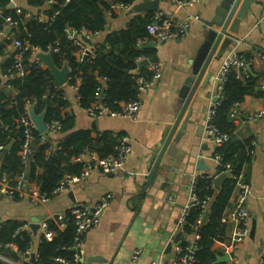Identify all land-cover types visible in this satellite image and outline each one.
Masks as SVG:
<instances>
[{
	"label": "crops",
	"instance_id": "1",
	"mask_svg": "<svg viewBox=\"0 0 264 264\" xmlns=\"http://www.w3.org/2000/svg\"><path fill=\"white\" fill-rule=\"evenodd\" d=\"M10 2L14 5L13 8L24 13L21 23L24 29L38 18L45 19L44 13L51 4L49 2L42 7H34L30 6L28 0ZM218 5V0H200V3L191 8L177 9L170 0H161L160 12L164 16L177 19L197 16L200 22L192 20L186 36L181 39L168 41L160 46L144 42V48L149 45L157 49L156 57L162 68V78L156 86L139 97L140 108L135 120L108 116L92 119L86 111L79 108L76 91L66 87L67 85L62 87L71 104L67 112L76 116L75 128L91 130L93 138L101 132L124 134L131 141L132 151L125 166L116 173L93 172L47 204L33 205L27 198L18 201L0 199V219L25 223L28 227L24 230L32 233V253L29 256L32 257L33 254L36 258L41 239V229L36 235L31 229L33 220H49L69 212L77 203L94 204L104 196L111 195L99 225L84 238L81 263L88 264L91 260L92 263L90 261L89 264H172V254L167 255L165 251L175 233L182 208L189 201L192 179L195 176H213L217 170L213 161L216 145L204 134L203 128L206 113L217 96V76L221 64L231 51H235L241 56L249 55L252 72L258 78V87L262 89L263 96L247 97L235 108L236 116L231 117L236 125V137L241 141L250 140L253 145L251 161L244 166V173L252 190L245 204L249 213L248 236L236 245L238 227L233 221H229L225 238L215 243V250L222 256L232 255L229 264L261 263L264 255V0L257 1L252 9L253 17L242 20L233 33L229 29L236 18V14L234 15L227 29L232 43L225 55L219 61L213 57L189 103L186 104L187 98L181 103L183 89L192 72L195 57L206 41L208 31L221 30L212 24ZM113 13L114 16L108 19L106 32L126 29L133 16H137L129 15V10L122 5L115 6ZM147 14L140 15L144 17ZM21 32L20 27H16L10 35H20ZM104 36V33L94 36L92 45L102 43ZM13 52L5 34L1 35L0 72ZM34 60L38 59L34 57ZM145 68L148 69V66ZM208 75L210 79L206 87L202 88ZM3 94L7 101H14L18 90L5 87ZM185 104L186 112L178 123ZM189 113L191 117L186 123V130L176 142L175 139ZM261 114V117H255ZM177 123L175 134L159 166L169 168L170 172L176 171L175 175L170 181L166 179L148 187L151 161L157 158L156 151L163 149ZM1 160L2 157L0 163ZM200 162L208 170H198ZM71 192L74 194L72 198L69 195ZM169 196L176 200V205L168 202ZM236 196L235 191L226 215L234 210ZM12 249L15 252L14 247ZM135 250H141L142 254L140 260L133 263L131 256ZM2 255L11 262L24 264V256L23 262H16L12 255Z\"/></svg>",
	"mask_w": 264,
	"mask_h": 264
},
{
	"label": "trees",
	"instance_id": "2",
	"mask_svg": "<svg viewBox=\"0 0 264 264\" xmlns=\"http://www.w3.org/2000/svg\"><path fill=\"white\" fill-rule=\"evenodd\" d=\"M144 0H28L30 6L42 7L51 2L45 19H37L24 29L21 26L24 13L17 14L10 0H0V36L7 27V20L11 18L19 22L20 35L17 39L26 40L30 46L41 53H51L54 64L62 68L68 64L70 74L66 87L76 88L77 104L81 110H89L100 100L110 112H120L122 105L138 100V85L136 78L144 76L151 78V73L145 67L139 69L142 60H150L157 56V49L149 46L144 48V42L149 41L148 27L151 24L153 13L133 16L126 29L118 32H106L108 13L118 5L133 6ZM58 13L57 15H55ZM69 31L81 34L83 31L95 35L104 33L102 43L94 46V57L78 60L80 47L68 37ZM148 43V42H146ZM58 48V52L54 49ZM246 60V56L242 55ZM251 64L250 57L247 60ZM28 74L23 78H14L10 69L13 66V56L2 66L0 76V194L2 190H13L17 180L24 177L29 167L30 180L36 189L49 197L57 189L60 182L69 174L78 176L83 169V163H76L74 159L86 153L96 154L99 158H106L116 154L115 134L101 132L92 137L91 130L75 128V114H70V102L65 96L63 88L57 87L50 71L34 57H26ZM251 66V65H250ZM8 75L12 79H5ZM99 79H105V89ZM5 87H14L18 95L14 101H7L3 94ZM258 78L248 73V77L241 79L236 71L232 70L227 76L222 95L223 100L217 108L213 124L221 133L228 136V140L220 147H216L214 156H221L223 163L231 167L232 177L243 175L244 166L251 161L253 154L252 141H241L236 135V125L231 118L232 111L241 105L247 97H262L258 92ZM104 91L103 99L99 96ZM99 98V99H98ZM31 103V106H29ZM29 107H34L36 114L45 111L46 123L52 120L61 122L60 134L41 142L37 131H32L34 137V153L27 163L22 159V148L25 143L24 128L19 126L20 120ZM30 109V108H29ZM28 109V110H29ZM52 144L58 145L60 150H49ZM223 169L217 167L215 175H220ZM213 175V176H215ZM209 176V175H205ZM7 182H3V178ZM214 182L208 178H198L196 191L200 201L208 202L213 199ZM236 180L227 179L220 190L219 196L213 205L205 211L200 206L190 210L187 223L184 227L181 245L189 246L195 235L198 250L194 264H229L217 262L222 254L215 250V243L225 238L227 223L224 221L231 206V199L235 192ZM209 200V201H208ZM70 220L64 228H60L57 216L47 220L49 230L55 234L51 242L43 236L37 249L34 260L27 252L32 246V233L24 230L25 223L14 220L0 219V256L2 253L12 255L16 262L25 257L24 264H58L56 259L63 258L68 262L74 260L75 252L71 250L75 236V227L70 212H66ZM209 222L200 227L199 221L204 216ZM12 245V248L9 247ZM8 259V258H6ZM0 264H7L0 260ZM264 264V255L262 258Z\"/></svg>",
	"mask_w": 264,
	"mask_h": 264
},
{
	"label": "built area",
	"instance_id": "3",
	"mask_svg": "<svg viewBox=\"0 0 264 264\" xmlns=\"http://www.w3.org/2000/svg\"><path fill=\"white\" fill-rule=\"evenodd\" d=\"M172 5H174L177 9H187L191 8L194 5L200 3V0H170ZM125 9L130 10L131 7L123 6ZM17 14H21L20 10H16ZM56 13L55 15H57ZM108 16H112V12L108 13ZM194 20L200 22L199 17L191 16L185 19H177L174 17H166L160 11L154 12L151 24L148 27V32L150 34L149 43L154 46H160L163 43L168 41H173L177 39H181L186 36L190 22ZM7 27L16 28L19 26V22L12 20L9 18L7 20ZM4 32L1 34L3 35ZM99 34V33H98ZM98 34H91L90 32L83 31L81 34H77L76 31H69L68 37L70 40H74L75 44L80 47V52L78 60L81 62L83 59L94 57L95 49L94 46L88 44L86 41L82 39L85 37L87 40H91L92 38ZM6 41L12 45L13 48V66L10 69L12 76L14 78H23L28 74V66L26 65V57L31 55L36 57L38 50L30 46L29 42L26 40H20L15 37V35L5 36ZM58 48L54 49V52H58ZM37 59V58H36ZM38 62L43 65L40 60ZM250 64L247 60H244L241 55L237 52H230L228 57L222 62L218 76H217V102H213V104L208 109L205 116V123L203 132L204 134L216 145V147L222 146L224 142L228 140V136L221 133L217 128H215L213 121L214 116L216 115L217 108L223 100L222 90L224 84L227 80V76L230 71L234 70L238 73L239 78L244 79L248 77V66ZM148 70L151 73V78L146 79L144 76H138L136 78V83L138 85V100L126 103L122 105V110L120 112H110L107 107L98 100L89 110H86L87 115L92 119H98L103 117H119V118H127L131 120H135L138 116L140 102L139 97L146 92L148 89L153 88L162 78V68L161 65L157 63H152L148 66ZM5 79H12L8 75L4 76ZM99 82L102 83L103 88L105 89V79H99ZM76 91V88H73ZM104 92V91H103ZM104 97V95H103ZM99 96L100 99H103ZM98 98V99H99ZM31 106V103L30 105ZM31 109V107H29ZM28 108V109H29ZM26 110L23 114L20 125L24 128L25 134V143L22 148V159L24 163H27L34 153L33 150V142L34 137L32 135V131H37L34 122L30 116V109ZM237 112L236 109L232 111L231 117L234 118ZM261 115L255 116L256 118L261 117ZM61 131V122L58 120H52L49 124L47 123V130L44 134H39L41 136V142H47L53 137L60 134ZM116 140V154L114 156H109L106 158H99L96 154L86 153L74 159L76 163H83L82 172L78 176H67L65 177L57 189L53 192L52 196L49 197L47 195H43L37 189L35 184L26 182L24 177H21L17 180V183L13 190H2L0 194V199L5 198L9 201H18L23 199H29L33 205H42L49 203L52 199L56 198L60 194L68 191V189L79 183L81 180L89 177L91 173L99 171L104 174H114L118 170L122 169L128 157L132 151L131 149V141L126 135H117L115 134ZM60 150V147L56 144H52V148L49 150ZM213 161L217 167L223 169V172L219 174H230V178L236 180V188L235 191L237 193L234 210L226 215L224 221L228 223L229 221H233L237 227V238L236 245L242 243L244 239L248 236V222H249V213L246 209V201L248 197L252 194L251 187L248 183L245 182L243 175L237 177H232L231 167L228 164L223 163V158L221 156H214ZM218 176V175H217ZM208 178L214 179L216 176H195L192 179L191 184V194L188 203L182 208L181 215L177 221L175 227V233L172 237L171 244H173L172 248V264H194L195 263V254L198 250L197 241L199 240V236L195 235L194 239L190 242L189 246L183 247L181 245V240L177 243H174L175 237L177 234H180L183 237L184 227L187 223V217L189 216L190 210L194 207L200 206L203 211H205L208 207V202H201L196 191V184L198 178ZM3 182H7V178H3ZM215 189V185L213 186ZM235 193V192H234ZM111 199V195H106L97 201L94 204H82L77 203L74 207L69 211L71 220H73V224L75 227V236L73 245L71 250L75 252L74 260L72 262H68L63 258L56 259V263L58 264H82L81 263V248L86 234L96 228L99 225L100 217L102 212L107 208ZM209 201V200H208ZM168 202L171 205H176V200L169 196ZM67 213H62L57 216L59 227L62 229L66 226V223L70 220L66 216ZM199 221V224H201ZM27 225H24V228H27ZM41 236H43L48 242H51L55 237V234L49 230V223L47 220H44L40 223ZM10 248H13L12 245H9ZM31 250L27 252L28 255H31ZM141 250H135L131 256V261L136 263L140 260ZM0 260L4 261L7 264H17L9 261L8 259L0 256ZM262 264V261L261 263Z\"/></svg>",
	"mask_w": 264,
	"mask_h": 264
},
{
	"label": "water",
	"instance_id": "4",
	"mask_svg": "<svg viewBox=\"0 0 264 264\" xmlns=\"http://www.w3.org/2000/svg\"><path fill=\"white\" fill-rule=\"evenodd\" d=\"M258 0H218L219 5L216 7L214 11V19L212 24L216 27H220L221 30L215 31V30H209L207 39L204 42V44L201 46V48L198 50L197 55L195 57V62L194 66L192 69V72L190 73V76L188 80L186 81V86L183 89V94H182V102L183 103L186 98V104L189 103V100L192 96V94L195 92L197 89L198 85L200 84L202 77L204 76V73L211 62V60L214 59L219 61L223 58L225 55L228 47L232 43L231 36L230 34L227 33V29L232 21V18L236 14V18L233 20L232 26L230 27L229 31L230 32H236L238 25L242 20L245 19H250L253 17V6L257 3ZM160 4L161 0H144L141 2H138L137 4H134L131 9L129 10V15H140L143 13H154L160 11ZM14 7V5H11ZM12 32V28L7 27L4 31L5 36H9L10 33ZM84 41H86L88 44H92L91 40H87L85 37H82ZM149 45H146L145 48H148ZM36 58L40 60L46 68L50 71L55 84L57 87L62 88L63 86L67 85L69 82V74L70 70L68 67V64L65 63L62 68H58L53 61L51 53H38ZM249 59V55L246 56V60ZM158 58L155 57L151 60H144L140 63L139 69L141 70L142 68L149 66L152 63H157ZM248 71L250 74H253L251 66H248ZM210 79V76H207L206 81L204 82L202 88H205L208 80ZM2 84V80L0 78V87ZM262 89H258V92H261ZM188 93H190L188 95ZM104 95V92L102 91L100 94V97L102 98ZM217 98L213 100V102H217ZM186 104L183 106V109L180 112L179 121L183 118L185 112H186ZM30 116L32 121L35 124L36 130L39 134H44L45 131L47 130V123L45 120V111L42 112L41 114H36L34 107L30 109ZM191 117V113H189L186 116L184 124H182L180 132L178 133L175 141L177 142L180 137L183 136L185 130H186V123L188 119ZM175 125L174 128H172L169 137L167 138L163 149L160 151H156V154L158 155L157 158H153L151 161L152 164V169L150 174L148 175L147 179V186L155 185L157 182L168 180L170 181L171 177L175 175V172H170L166 167H159L161 160L167 150V147L170 144L171 139L173 138V135L175 134V131L177 129V125ZM1 159V155H0ZM198 170H208L206 168V165L203 162H200L197 166ZM216 176V175H215ZM230 178V174H220L216 176L214 179V185H215V194L212 200L209 201L208 207L210 208L216 198L220 194V190L222 188L223 183ZM24 180L26 182H29L30 180V172H29V167L27 169V172L24 176ZM70 197L72 198L74 194L71 192ZM43 219V218H41ZM41 220H33L31 224V229L33 233L36 235L38 230L40 229V222ZM209 222V217L206 215L203 217L200 227H204L207 223ZM182 239L180 234H177L174 240V243L179 242ZM173 244H169L166 248L165 254H170L172 252ZM35 255L32 254L31 259L34 260ZM20 260L23 262L24 257H21ZM232 260V255H225V256H219L217 258V262H224V263H230ZM91 260L88 261V264ZM96 262V260L94 261ZM92 263V261H91Z\"/></svg>",
	"mask_w": 264,
	"mask_h": 264
}]
</instances>
